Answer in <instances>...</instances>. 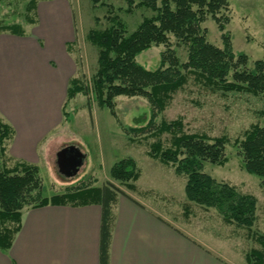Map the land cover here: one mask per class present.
Listing matches in <instances>:
<instances>
[{"label":"trees","instance_id":"1","mask_svg":"<svg viewBox=\"0 0 264 264\" xmlns=\"http://www.w3.org/2000/svg\"><path fill=\"white\" fill-rule=\"evenodd\" d=\"M124 7L116 8L106 0H90L93 8L104 9L106 26L90 29L87 42L97 50L95 73L86 79L79 75L69 81L67 98L63 106L76 96L86 98L85 107L92 119L91 103L108 110L117 119L114 99L117 97L144 98L149 103V117L139 127L123 128L130 143L148 142L146 156L165 168L172 169L176 177L183 178L184 197L188 204L204 210H213L222 224L244 230L245 237L259 245L246 253L247 264H264V234H255L257 200L240 192L225 181H217L204 171L205 165L224 167L229 159L226 148L231 143L226 135L210 137L206 133L188 132L184 121L178 117L172 121L157 118L168 106L172 96L182 90L192 77L193 83L212 93L244 94L264 98V58L248 67V57L235 54L231 37L226 32L230 22L227 0H123ZM37 0L26 4L25 20L35 24L31 12H36ZM145 9L152 13L142 18L129 31L120 14L133 15ZM210 16L220 33L221 47L206 40L201 27ZM95 22L98 24L99 19ZM0 32L14 36L25 35L19 24L0 25ZM174 38L186 48V59L181 62L171 48ZM67 51L71 52V46ZM164 46L159 65L148 70L137 62V57L152 47ZM264 118V107L258 112ZM68 120L67 113L64 114ZM13 136L12 128L0 119V251L10 249L21 225L25 210L52 206L101 207L100 264H108V250L113 221V207L118 196H126L113 182L136 192V182L141 173L131 157L112 165L110 179L101 187L80 185L65 193L45 197L39 168L23 161H15L7 155V144ZM237 149L239 166L245 173L259 179L264 188V123L252 124L233 140ZM61 175V174H60ZM62 176V175H61ZM188 206L183 216L189 217Z\"/></svg>","mask_w":264,"mask_h":264},{"label":"rangeland","instance_id":"2","mask_svg":"<svg viewBox=\"0 0 264 264\" xmlns=\"http://www.w3.org/2000/svg\"><path fill=\"white\" fill-rule=\"evenodd\" d=\"M29 0H0V25L19 24L27 35L38 34L49 24L50 13L45 11L49 2L62 1L66 4L71 16L72 28L68 31L69 14L67 12L66 32H70L71 57L75 61L77 76L84 75L87 80L95 73L97 50L86 40L90 29H103L104 9L93 8L90 0H37V11L31 12L35 24H28L25 20V7ZM114 7H124L123 0H106ZM229 7L224 11L230 22L226 32L231 37L232 49L235 54L248 57V67L255 61L264 58V0H227ZM152 13L139 9L133 15L120 14L129 31L141 22L142 18ZM63 16L56 18L58 27L64 25ZM99 19V23L95 22ZM201 27L206 31V40L221 47L220 33L215 22L208 16ZM7 33V32H0ZM25 36V35H24ZM171 48L181 62L186 59V48L174 38H171ZM164 46L152 47L137 57V62L148 70H154L159 65L160 53ZM115 120L105 108L92 102L91 116L85 107L86 98L78 95L68 103L65 112L69 117L64 120L63 128L58 135L52 136L42 148L39 163V174L42 181V195L51 197L65 193L67 189L81 184L101 187L106 182H113L109 170L117 161L131 157L137 164L141 176L138 180L136 192L125 189L124 186L113 182L122 191L132 194L160 214L174 219L176 224L184 221L183 210L188 206L189 217H198V221L188 227H199V232H207L210 228L212 235L234 239L241 247L243 263L245 253L251 249H259V245L245 237V231L222 224L220 217L213 210H204L193 204H188L184 197L185 180L176 177L170 168L146 156L149 140L140 143H130L123 128L139 127L146 123L149 117V103L146 99L135 97H117L114 99ZM264 107V98L244 94L212 93L193 83L189 77L184 88L172 96L166 109L157 118L172 121L180 117L184 121L188 132L206 133L210 137L226 135L231 143L226 148L229 162L224 167L206 164L204 171L217 181H225L235 186L240 192L250 194L257 200L256 222L252 231L264 234V188L257 177L242 171L239 166L237 149L232 145L235 138L252 124H263L264 118L258 112ZM64 144L74 146L84 155L83 165L75 176L66 178L61 176L56 167L55 146ZM24 161V160H21ZM26 162V161H24ZM181 225V226H182ZM228 241V240H227ZM233 246L238 244L230 243ZM240 247L238 248L240 250Z\"/></svg>","mask_w":264,"mask_h":264},{"label":"crops","instance_id":"3","mask_svg":"<svg viewBox=\"0 0 264 264\" xmlns=\"http://www.w3.org/2000/svg\"><path fill=\"white\" fill-rule=\"evenodd\" d=\"M46 6L52 19L38 34L0 33V119L13 130L7 155L35 166L47 141L70 126L63 125V106L69 81L77 76L67 51V6L62 1ZM61 14L64 25L58 27ZM71 22L69 14L68 31ZM65 147L59 144L54 152ZM124 193L113 207L108 264H247L234 239L188 227L198 225L193 224L198 217H183L177 225ZM101 214L96 204L25 210L10 249L0 251V264H100Z\"/></svg>","mask_w":264,"mask_h":264},{"label":"water","instance_id":"4","mask_svg":"<svg viewBox=\"0 0 264 264\" xmlns=\"http://www.w3.org/2000/svg\"><path fill=\"white\" fill-rule=\"evenodd\" d=\"M84 155L74 146L65 147L56 154V167L66 178L75 176L83 165Z\"/></svg>","mask_w":264,"mask_h":264}]
</instances>
